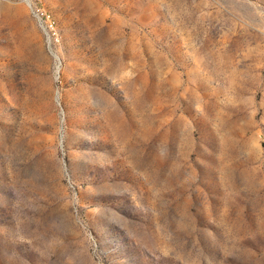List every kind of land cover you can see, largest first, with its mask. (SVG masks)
Listing matches in <instances>:
<instances>
[{
  "label": "rangeland",
  "instance_id": "1",
  "mask_svg": "<svg viewBox=\"0 0 264 264\" xmlns=\"http://www.w3.org/2000/svg\"><path fill=\"white\" fill-rule=\"evenodd\" d=\"M0 264H264V0H0Z\"/></svg>",
  "mask_w": 264,
  "mask_h": 264
},
{
  "label": "built area",
  "instance_id": "2",
  "mask_svg": "<svg viewBox=\"0 0 264 264\" xmlns=\"http://www.w3.org/2000/svg\"><path fill=\"white\" fill-rule=\"evenodd\" d=\"M30 8H31V11L34 14V16L37 18V20L39 22L43 21L42 18L44 16V11L40 7H37V6H31L30 5Z\"/></svg>",
  "mask_w": 264,
  "mask_h": 264
}]
</instances>
